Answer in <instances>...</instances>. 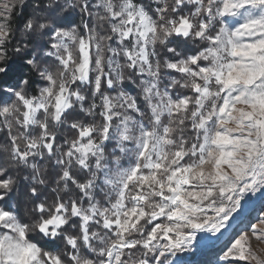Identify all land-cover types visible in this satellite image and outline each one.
<instances>
[{
	"label": "snow or ice",
	"instance_id": "6c2138e0",
	"mask_svg": "<svg viewBox=\"0 0 264 264\" xmlns=\"http://www.w3.org/2000/svg\"><path fill=\"white\" fill-rule=\"evenodd\" d=\"M264 264V0H0V264Z\"/></svg>",
	"mask_w": 264,
	"mask_h": 264
},
{
	"label": "rangeland",
	"instance_id": "374dc122",
	"mask_svg": "<svg viewBox=\"0 0 264 264\" xmlns=\"http://www.w3.org/2000/svg\"><path fill=\"white\" fill-rule=\"evenodd\" d=\"M206 258V252L197 251L194 248L191 252L179 254L177 264H201Z\"/></svg>",
	"mask_w": 264,
	"mask_h": 264
}]
</instances>
